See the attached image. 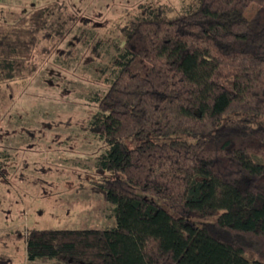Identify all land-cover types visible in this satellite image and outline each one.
Returning <instances> with one entry per match:
<instances>
[{
  "label": "trees",
  "instance_id": "1",
  "mask_svg": "<svg viewBox=\"0 0 264 264\" xmlns=\"http://www.w3.org/2000/svg\"><path fill=\"white\" fill-rule=\"evenodd\" d=\"M75 19L56 2L0 23V112ZM122 33L89 123L116 224L17 234L27 259L264 264V0H198L172 19L146 11Z\"/></svg>",
  "mask_w": 264,
  "mask_h": 264
},
{
  "label": "rangeland",
  "instance_id": "2",
  "mask_svg": "<svg viewBox=\"0 0 264 264\" xmlns=\"http://www.w3.org/2000/svg\"><path fill=\"white\" fill-rule=\"evenodd\" d=\"M56 2L76 19L0 112V235H15L0 240V264H65L27 259L17 236L32 229L115 226L114 207L97 189L106 147L89 129L95 99L118 72L124 25L146 11L172 19L198 0H0V23Z\"/></svg>",
  "mask_w": 264,
  "mask_h": 264
}]
</instances>
